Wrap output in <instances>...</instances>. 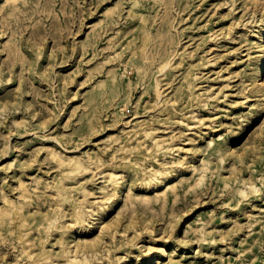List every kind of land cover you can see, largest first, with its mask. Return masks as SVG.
<instances>
[{
    "label": "rangeland",
    "instance_id": "1",
    "mask_svg": "<svg viewBox=\"0 0 264 264\" xmlns=\"http://www.w3.org/2000/svg\"><path fill=\"white\" fill-rule=\"evenodd\" d=\"M261 22L264 0H0V264L61 212L44 264L98 240L104 264H264ZM115 188L69 226L59 191Z\"/></svg>",
    "mask_w": 264,
    "mask_h": 264
},
{
    "label": "bare ground",
    "instance_id": "2",
    "mask_svg": "<svg viewBox=\"0 0 264 264\" xmlns=\"http://www.w3.org/2000/svg\"><path fill=\"white\" fill-rule=\"evenodd\" d=\"M256 41L258 42L259 40L262 39V37L264 36V22H261V24H259L256 29ZM258 57L262 63V67H264V46L261 48ZM169 63V61H168ZM166 64L165 66H168L169 64ZM258 74H256L257 79L255 78L253 83L256 84L258 83V77H263L264 76V69L263 68H259L258 69ZM191 86V84H189ZM152 87L156 90L158 97L162 94L161 88L159 87V81L156 80V83L152 85ZM192 87V86H191ZM193 93V92H192ZM121 106H123V103H119ZM194 112V111H193ZM184 115H187L186 117H189L190 115L184 113ZM119 115L117 114L116 118ZM140 124L135 123L133 126H131V128L127 131V138L129 139L130 137L133 136H137V134L141 131H143L144 134L149 135L151 133V131L148 129H138ZM154 139V144L158 149H163L165 150V148L168 147V145H161L162 140H160L159 138L153 136ZM138 148L141 149L142 151H146L147 153H149L150 151V147L148 145H145L143 142H138ZM163 153V152H162ZM165 154V153H164ZM70 160H75L77 163H79V166L84 164V161L78 156H70L68 157ZM157 160V159H155ZM151 171L156 170V169H150ZM159 174H161L160 170H156L154 172L151 173V175H153V178L157 177ZM254 187V186H252ZM67 192H71V190L65 189V190H61L59 191V195H61L60 197H62V195L64 197H66L67 199L71 200L73 203V210H72V215H71V224L69 226L73 227H80L82 225H84L86 222H88L89 217L91 216V214L96 215V219H100V217L103 215L104 211H105V207L104 204H106L107 202H109L113 196H119L121 193L119 192V190H117L115 188V190L113 192H106L104 194V196H102L101 199H95V200H90L89 197L92 195V192L88 191V190H83V199L81 200H74L70 198V195H67ZM98 203V209H93L91 208L92 205H94V203ZM9 210L6 208L5 210L2 211V215L7 216V214ZM67 214L65 212H61L59 214H54V215H50L46 217V221L43 222L44 226L41 227L40 229V235L38 237V239L40 240V247L37 250H31L28 252V256H29V261L27 262V264H44V263H48L49 259H51L52 255L49 254L48 252H46V244L45 241L49 238V236L51 235V232L53 230H59L61 227H64V225L61 223L62 217H65ZM104 227L102 226L103 230ZM115 236V235H114ZM60 242V240H59ZM62 243H65V239L62 238L61 239ZM104 243L101 242L99 244V240L95 242V244H89L87 246H85L84 248H81V250H76V249H70V248H63L62 249V256H63V262H61L60 264H104L102 263V261L100 260L102 257L100 256L101 251L103 250V248H105V245H103ZM127 256H129V253L127 254ZM53 261V260H52ZM158 262V261H157Z\"/></svg>",
    "mask_w": 264,
    "mask_h": 264
}]
</instances>
